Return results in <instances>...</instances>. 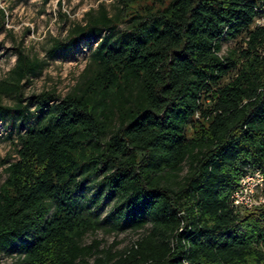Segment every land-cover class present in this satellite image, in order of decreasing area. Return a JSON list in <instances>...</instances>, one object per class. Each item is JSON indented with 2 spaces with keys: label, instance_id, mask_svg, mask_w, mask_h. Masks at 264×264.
Returning a JSON list of instances; mask_svg holds the SVG:
<instances>
[{
  "label": "trees",
  "instance_id": "obj_1",
  "mask_svg": "<svg viewBox=\"0 0 264 264\" xmlns=\"http://www.w3.org/2000/svg\"><path fill=\"white\" fill-rule=\"evenodd\" d=\"M119 2L53 39L48 57L95 43L63 96L24 97L44 61L15 47L0 81L13 98L0 121L17 123L0 184V258L264 264V206L239 215L231 199L243 175L264 170V24L254 25L264 0ZM4 21L0 9V33ZM227 41L237 43L222 54ZM103 195L113 204L101 219ZM103 225L141 233L124 249L82 243Z\"/></svg>",
  "mask_w": 264,
  "mask_h": 264
},
{
  "label": "rangeland",
  "instance_id": "obj_2",
  "mask_svg": "<svg viewBox=\"0 0 264 264\" xmlns=\"http://www.w3.org/2000/svg\"><path fill=\"white\" fill-rule=\"evenodd\" d=\"M146 0H137V7H142ZM103 5L109 13H113L117 7H122L119 0H0V9L4 11V30L0 33V81L6 77L7 72L15 63V47L20 48L30 57H36L44 61L42 71L25 83L24 97L37 94L42 91H51L55 95L63 96L69 92L78 81L80 73L85 67L89 54L95 43L91 39L81 41L70 53L56 52L48 57L46 51L52 45L53 39L62 40L67 31L75 23H81L85 12L97 9ZM263 21L254 25H263ZM253 25V26H254ZM237 41L223 42L222 54L236 45ZM13 98L0 94V104L10 105ZM16 121V120H15ZM16 122L10 125L8 121H0V184L4 180V168L8 161L14 157L11 142L16 131ZM247 174L253 175V172ZM243 177V176H242ZM256 177L238 181V201L241 208L239 215L246 211L264 206L263 186L253 187L252 195L249 190L256 182ZM94 184L86 182L85 196L91 197L95 192ZM251 201V202H249ZM102 205L97 213L102 219L112 209L113 201L106 200L102 196ZM248 203H251L250 205ZM141 231L126 230L123 232L109 231L108 225L94 233L86 234L83 244H89L93 239L101 242V246L114 245V249H124L135 241ZM14 255H2L0 264H11Z\"/></svg>",
  "mask_w": 264,
  "mask_h": 264
},
{
  "label": "built area",
  "instance_id": "obj_3",
  "mask_svg": "<svg viewBox=\"0 0 264 264\" xmlns=\"http://www.w3.org/2000/svg\"><path fill=\"white\" fill-rule=\"evenodd\" d=\"M256 20H257V22H259L260 20L263 21L264 20V15L262 17H260V18H257ZM248 175L249 174H247V173L245 175H243V177L240 178V181H243L245 179H251L252 176L257 178L255 184L252 185L250 189H248L249 193L252 195L253 187H255V186H259L260 187V186H262L264 184V170L263 171H253V175H250V176H248ZM231 199H232V204H233L234 208L239 210L241 208V204L238 201V191H237V189L234 190V192H233V194L231 196ZM249 202H251V201H249ZM248 204L250 205L251 203H248Z\"/></svg>",
  "mask_w": 264,
  "mask_h": 264
}]
</instances>
